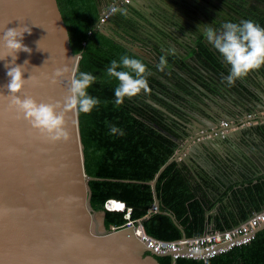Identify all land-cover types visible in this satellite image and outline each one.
<instances>
[{
    "label": "water",
    "instance_id": "obj_1",
    "mask_svg": "<svg viewBox=\"0 0 264 264\" xmlns=\"http://www.w3.org/2000/svg\"><path fill=\"white\" fill-rule=\"evenodd\" d=\"M100 1L97 8L99 15L111 5L116 10L132 13L130 9L140 10L138 6L145 4L141 2L145 0H129L127 4L122 0H115L114 3L112 0H104L103 3ZM149 1L152 3L153 0ZM154 1H163L168 5L170 2ZM159 5L163 6L161 3ZM223 8L228 14L232 13L237 21L242 20L240 15L231 12L226 5L223 4ZM211 16L215 18L216 15ZM215 19L221 24L227 23L219 17ZM137 20L140 24H145L138 17ZM152 24L157 25L156 21ZM95 26L108 33L106 23H99L97 19ZM17 27L18 30L24 27L30 29V33H24L23 43L31 52L21 51L17 54L15 63L24 65L23 78L27 81L14 95L21 99L32 97L43 103L59 102L62 109L64 98L68 94L70 77L76 73L80 53H74L71 48L68 29L57 0H0V36L7 29ZM166 34L184 49H177L175 43L171 46L183 57V61L194 59L195 55L190 53L197 47L195 43L179 41L171 34ZM155 42L163 54L171 53L169 49L162 47L160 41ZM2 43L0 41V45ZM5 51L0 48V54ZM132 51L144 58L152 57L141 48H133ZM11 59L8 56L5 60H0V264H160L157 256L171 255V252L162 254L148 248L136 235L134 226L106 228L104 210H95L92 207L89 180L95 177L86 174L84 170L78 112L65 111L68 139L53 141L33 128L11 103L13 94L7 88L10 78L6 75L7 69L4 66ZM25 61L27 62L24 64ZM65 68L68 70L53 82L56 70ZM161 79L167 83L164 78ZM213 81L219 88V79ZM189 83L195 88L194 95L185 94L184 97L194 106L190 116L194 125L175 117L183 131L180 138L171 135L178 144V149L149 181L154 196V211L169 215L181 230V238L187 236L175 216L168 210H160L155 188L158 176L175 160L178 164L187 166L194 180L201 182L195 170V166H198L225 187L227 183L214 169L212 162L197 157L202 151L213 157L217 163L231 159L237 165L238 162L233 157L235 153L230 155L228 150L224 154L219 145L227 140L232 146L237 141L236 135L242 134L244 128L235 129L239 124L233 122L238 113H246V110L255 109L258 104L263 103L251 91L231 90L225 85L220 87L228 91L222 93L225 96L223 99L192 79ZM262 92L264 99V91ZM149 101L174 116L166 108ZM173 103L177 108L185 109L182 105ZM221 121H227L228 126L221 127ZM213 126L223 132L197 140L199 135H205ZM201 129L204 130L202 134ZM162 132L167 133L164 130ZM256 137L262 140L259 147L264 153V135L261 133ZM232 148L237 152L234 146ZM215 150L217 152H213ZM251 165L252 172L260 169L264 173V167L258 168V164L254 163ZM213 194L215 198L210 199L215 202L219 194ZM226 201L223 200L224 203ZM216 205L218 207L219 203ZM216 212L217 209L214 208L209 215ZM146 217L147 215L139 219L141 224ZM259 230L261 227L255 233Z\"/></svg>",
    "mask_w": 264,
    "mask_h": 264
},
{
    "label": "trees",
    "instance_id": "obj_2",
    "mask_svg": "<svg viewBox=\"0 0 264 264\" xmlns=\"http://www.w3.org/2000/svg\"><path fill=\"white\" fill-rule=\"evenodd\" d=\"M205 1L215 7L218 2L228 5L242 17L241 21L252 20L264 27V0H195ZM57 3L68 29L71 48L74 53H80L75 74L78 77L79 72H88L97 77L87 92L101 103L90 114L78 113L84 170L86 174L95 177L89 180L92 207L104 210L106 228L121 226L128 220L135 221L147 215L142 222L147 234L165 240L181 238L182 232L172 218L154 211V196L149 181L178 149L171 135L178 138L183 135L175 117L183 119L185 112L173 102L178 104L183 98L187 101L177 90L164 83L161 77L168 80L174 73L173 66L189 69L190 64L183 61V57L175 51L166 55L154 46L150 49L154 59L149 60L126 46L121 41L122 35L136 39V30L140 25L133 9H130L132 13L121 10L113 12L107 20L108 33H104L95 26L99 16V0H57ZM197 11L196 6L190 9L191 13ZM233 21L241 23L236 19ZM123 55L140 59L147 65L151 72L147 77L151 92L126 97L124 103L117 106L114 89L119 82L107 75V68L112 60L119 62ZM161 56L168 61L165 72H160L156 67ZM219 56L208 41L200 42L197 47L196 61L207 70L214 69V74L201 78L206 83L200 81L211 92L217 88L214 79H219V87L225 86L227 84L223 78L230 74L231 66ZM181 88L190 95L191 89L186 85H181ZM149 100L166 108L174 116ZM110 125L122 129L124 135L110 134ZM201 173L199 177L202 181L198 182L185 164H178L174 160L163 169L155 185L160 210L170 211L187 237L201 235L208 230L210 223L211 229L230 228L264 207V179L258 178L255 182L239 184L238 187L234 184L231 190L225 189L222 192L215 187V179L205 171ZM213 192L219 194L215 202L210 199L215 198ZM108 199L123 202L125 208H105ZM216 203H219L218 207ZM214 208L217 212L209 215ZM157 259L160 264H264V230L257 231L250 242L205 260L186 257L174 259L170 255L157 256Z\"/></svg>",
    "mask_w": 264,
    "mask_h": 264
},
{
    "label": "clouds",
    "instance_id": "obj_3",
    "mask_svg": "<svg viewBox=\"0 0 264 264\" xmlns=\"http://www.w3.org/2000/svg\"><path fill=\"white\" fill-rule=\"evenodd\" d=\"M113 11L115 12L116 9ZM25 32L30 33V29L27 27L19 30L18 27L10 28L0 36V41L3 42L0 48L6 50L0 54V60H5L8 56L12 57L11 61H7L4 65L7 69L6 75L10 78L7 88L9 93L13 94L11 103L40 133L46 134L53 141L67 140L65 111L72 110L90 114L101 103L98 98L90 96L87 92V89L96 82L97 77L88 72H79L78 77L72 74L62 109L59 102L56 104L43 103L37 102L32 97L21 99L18 95H14L27 81L23 78L24 65L15 63L19 52H31V49L23 43ZM206 38L223 57L224 62L231 66L230 74L223 78L229 87L234 86L237 80L245 79L251 71L259 70L264 66V27L252 20H244L239 24L227 22L223 25V31L219 33L209 29L206 32ZM156 67L160 72H165L168 67L167 59L161 56ZM121 68L126 70H118ZM67 70V68L57 69L53 75V82L56 77L63 75ZM107 75L119 82L114 89L117 106L122 105L126 97L132 98L140 95L141 92L145 94L151 92L147 80L151 72L140 59L123 55L119 62L112 60L107 68ZM57 109L61 110L57 111ZM109 131L113 135H124L123 130L115 125H110Z\"/></svg>",
    "mask_w": 264,
    "mask_h": 264
},
{
    "label": "crops",
    "instance_id": "obj_4",
    "mask_svg": "<svg viewBox=\"0 0 264 264\" xmlns=\"http://www.w3.org/2000/svg\"><path fill=\"white\" fill-rule=\"evenodd\" d=\"M103 1L104 0H101L100 2L103 3ZM141 2H145V4L138 6L140 8V10L133 9V11L136 15H138V18L145 21L143 37L146 39L147 44H149V47L146 46L147 52L152 55V53H150L151 52L150 49H152V47H154V46H156L157 49H158V47H160L158 44H156L155 40L160 41L162 43V47L164 46L163 47L164 49L167 48L170 51H174V49L171 46H173L174 43L177 46H179V45H178V43L173 42L170 38H168V36L165 32L166 30L171 31L170 28L173 27L171 22L166 21L169 19L168 14L170 13L169 9L164 8L166 5L165 4L166 2H163V1L162 2H156L154 0L152 1V3H150L149 0H145V1H141ZM160 3L164 7L160 6L159 5ZM155 15H159L163 19L164 23H163V21L156 19ZM166 17L168 19H166ZM151 21L153 23L156 21L157 25L152 24ZM181 21H182V19H181ZM183 22L186 25H188L192 30L193 29L196 30V33H194L195 35L193 37L196 40L199 39L200 42L208 41L206 38L207 30L213 29L217 33H219V32L223 31V25H224V24H221L215 20L210 25H208V23H207V25L205 24L206 25L205 27L202 25H197L200 23H193L191 20L189 21L187 19H183ZM226 22H229V20ZM160 23H163V24H160ZM218 23H219V25H218ZM214 24H216V26H214ZM106 25H109V23L107 22ZM161 34H164V35L162 36ZM189 34H193V32L191 31V33H189ZM154 38H156V39H154ZM179 47H181V46H179ZM219 57L221 58L222 56H219ZM225 84H227V83H225ZM220 87H222V86H220ZM220 87L216 88V90L213 91V93L215 95L218 94L219 97H222L223 99H225V96L223 94L227 93L228 91L224 87L221 89H220ZM222 89H223V91H222ZM230 89L231 90H240L241 92H243L242 90L251 91L253 94H255L257 96L256 99L260 100L263 103L258 104L255 109L250 108L249 110H246V113L245 112L244 113H238V117H235L234 118L235 121H233V122H238V124H240L237 127H235V129L236 128H238V129L244 128V130L242 131V134L236 135L237 141L234 142V144L232 146H230L231 144L229 142H227V140H224V142L221 145H219V149L221 150L222 153L225 154L226 151H228V150L231 151V152L229 151L230 155H233L235 153L234 154L235 156H233V157L237 160V162H238L237 165H234L232 163L231 159H230V161H224L221 163H217L213 157L207 156L205 153H202V151H200V153L197 157V158L201 157V159L202 158L203 159H209V161L212 162L214 169L218 172V174L221 176V178L227 183L224 187L217 180L214 181L215 187L218 188V190L222 191V192L225 189L231 190V188H233L232 186H234V184H237V187H238L239 184L244 185L250 181L255 182L258 178L264 179L263 171L259 169L257 172L256 171L252 172L253 166L251 165L252 163H254V164H258V168L264 167V153L259 147V143H262V140L259 139L258 137H256V135H260L261 133L264 135V133H263L264 132L263 131V129H264V99L261 96L263 93L262 91H264V69L261 67L259 70L251 71L245 79L237 80L235 82L234 86L230 87ZM223 92H225V93H223ZM219 102L221 104H224L223 101H219ZM248 114L251 115V119H249V120L247 118ZM246 120L251 121V123L247 124ZM242 121H244V122H242ZM242 123H246V124L241 125ZM233 146L237 149V152L232 148ZM213 152H217V151L215 150ZM195 170H196V172H198V176H201V174H202L201 172H203V171L207 172L206 170H203L202 168H199L198 166H195ZM204 189H206V188L204 187ZM209 193L210 192L208 191V194ZM211 226H212V224L210 223L208 229H210Z\"/></svg>",
    "mask_w": 264,
    "mask_h": 264
},
{
    "label": "built area",
    "instance_id": "obj_5",
    "mask_svg": "<svg viewBox=\"0 0 264 264\" xmlns=\"http://www.w3.org/2000/svg\"><path fill=\"white\" fill-rule=\"evenodd\" d=\"M114 1L115 0H112V3H114ZM122 1L126 4L129 2V0ZM113 9H115L114 5L103 9L102 14H100L98 17L99 23L107 22L111 14L114 12ZM247 118L248 120L251 119V115L248 114ZM248 120H246V123L250 124L251 121ZM246 123H242L241 125ZM220 126H228V122L221 121ZM200 132L202 134L204 133V130H201ZM222 132L223 130L218 131L217 127L213 126L206 132L205 135H199L197 140L203 139L204 137H213L216 134H220ZM124 208L125 206L119 210H123ZM139 219H136L135 221L128 220L121 226H111V228L115 229L124 226H134L136 235L141 238L148 248L155 252L162 254L171 252L170 256H172L174 259L186 257L205 260L214 255L223 253L234 246H239L250 242L255 235V230L258 227H261V230H264V207L258 211H254L246 220L230 228L224 230L210 228L201 235H195L187 238H178L175 240H165L150 236L145 232ZM184 246H186V248H184Z\"/></svg>",
    "mask_w": 264,
    "mask_h": 264
},
{
    "label": "flooded vegetation",
    "instance_id": "obj_6",
    "mask_svg": "<svg viewBox=\"0 0 264 264\" xmlns=\"http://www.w3.org/2000/svg\"><path fill=\"white\" fill-rule=\"evenodd\" d=\"M169 1H170L169 5L165 3L166 4L165 9L170 10V13L168 14L169 19L166 17V19H168L166 21L171 22L173 27L170 28L171 31L166 30L165 32L171 34V36H175L176 39L179 41H185V42L188 41L191 44L195 43L197 47L199 46L200 41L199 39L194 40V37H193L195 35L194 33H196V30L194 29L192 30L188 25H186L183 22V19H187L189 21L191 20L193 23H200L197 25H202L204 27L207 25V23L208 25H210L213 23L214 20L216 21L215 19L216 17H219L220 19H223L225 21L229 20V22H232V23L234 22L233 21L234 17L232 16V13L228 14L227 11H224L223 4L220 2H218L217 6L215 7L214 5L210 4V2H195L194 0H177V1L169 0ZM195 6L196 8H198V11L195 13H191L190 9H193ZM231 12H235V11L231 8ZM212 14L216 15L215 18L211 16ZM155 17L156 19L163 21V19L159 15H155ZM210 21L211 23L209 24ZM163 23H160V24H163ZM191 31L193 32V34H189L191 33ZM143 35H144V24H140L138 25L137 30H136V39L132 40L128 35H122L121 41L126 46H128L131 50L133 48H141L147 52L146 46L149 47V44H147L146 39L143 37ZM161 35H164V34H161ZM176 47L177 49L181 51L184 50L182 47H179L177 45ZM197 47H195L191 51L193 52L194 55H196L197 53ZM151 56L152 57H149L147 59L153 60L154 55L152 54ZM221 60L224 61L222 57H221ZM188 64H190L189 69L185 67H181V66L179 68L176 66H173L174 73L168 78V80H165L167 82L166 84L173 87L171 89L177 90V92L180 93L181 96H185V94L189 95V92H186L184 89L182 90L181 85L183 84L186 85V87L189 90L191 89V92L193 93L195 88L192 84L189 83L190 79L194 80L195 82H197L198 84L202 86V82L204 83L206 82L202 80L201 78L202 77L207 78L209 75L214 74V69L207 70V68L206 69L203 68L204 66L202 64H199L196 61L195 56H194V59H190L188 61ZM183 75H185L186 78ZM180 91H182V93ZM191 92H190V95L192 94ZM183 103H185V106H184L185 109L183 110L185 114L183 116L184 117L183 119H185L186 122L189 123V125L193 126L194 124L191 123L190 116L192 115V112L194 111L193 109L194 106L193 104H191L189 100L185 101L184 98L178 102V104H181V105H183Z\"/></svg>",
    "mask_w": 264,
    "mask_h": 264
},
{
    "label": "bare ground",
    "instance_id": "obj_7",
    "mask_svg": "<svg viewBox=\"0 0 264 264\" xmlns=\"http://www.w3.org/2000/svg\"><path fill=\"white\" fill-rule=\"evenodd\" d=\"M106 207L108 209H122L124 207V204L120 201H116L113 199H109L108 201H106Z\"/></svg>",
    "mask_w": 264,
    "mask_h": 264
},
{
    "label": "rangeland",
    "instance_id": "obj_8",
    "mask_svg": "<svg viewBox=\"0 0 264 264\" xmlns=\"http://www.w3.org/2000/svg\"><path fill=\"white\" fill-rule=\"evenodd\" d=\"M106 206V205H105ZM119 210V209H118Z\"/></svg>",
    "mask_w": 264,
    "mask_h": 264
}]
</instances>
